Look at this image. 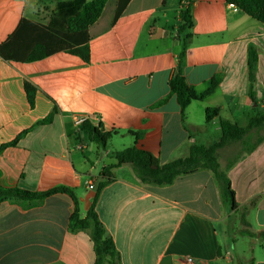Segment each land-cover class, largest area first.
<instances>
[{
    "label": "crops",
    "instance_id": "crops-1",
    "mask_svg": "<svg viewBox=\"0 0 264 264\" xmlns=\"http://www.w3.org/2000/svg\"><path fill=\"white\" fill-rule=\"evenodd\" d=\"M60 1L69 0H54L49 10L36 6L37 0H0V45L24 19L47 24ZM186 4L130 0L117 15L115 0H110L89 43V62L66 52L32 62L0 57V186L33 192L70 188L84 218L101 174L116 162L112 153L136 147L166 164L187 157L194 145L218 142L221 119L247 127L252 117L264 114V23L227 0H191L184 76L199 94L214 78L220 82L209 97L192 101L182 116L168 82L183 50L178 27ZM251 47L258 55L253 95ZM26 80L37 88L33 106ZM55 107L59 111L53 121L38 124ZM207 108L219 109L210 122ZM86 118L115 133L105 151L81 130L80 120ZM237 145L218 153V158L227 156L226 162L219 160L220 169L227 171L237 209L224 200L220 180L208 169L166 185L144 184L131 165L111 169L113 179L95 209L121 264H186V256L198 264H240L243 259L264 264V136L226 170ZM74 210L65 193L41 203L0 202V264H94L90 232L70 229ZM241 216L246 228L233 235L230 221L237 219L238 226Z\"/></svg>",
    "mask_w": 264,
    "mask_h": 264
},
{
    "label": "trees",
    "instance_id": "trees-1",
    "mask_svg": "<svg viewBox=\"0 0 264 264\" xmlns=\"http://www.w3.org/2000/svg\"><path fill=\"white\" fill-rule=\"evenodd\" d=\"M110 0H69L60 1L56 4L55 10L47 24H41L32 20L24 19L18 30L4 44L0 45V57L7 61L32 62L43 59L57 52H66L79 56L84 62H89L91 58L90 41L98 33V26L102 20V15ZM130 0H115V10L117 15L121 14ZM239 10L246 13L255 20L264 23V0H227ZM187 4L182 5L180 10L181 24L178 27V36L183 44V50L179 55L177 67L174 69L168 85L170 96L175 95L181 106L182 116L192 101H200L209 97L217 88L220 79L214 78L210 88L204 93H197L190 86L184 76V63L186 58V43L192 37L191 0H186ZM258 61L257 52L251 47L249 50L248 70L251 83V94L255 83L256 63ZM24 89L29 103L33 106L37 92L36 86L25 81ZM165 100L161 101L163 103ZM55 107L51 114L38 124L51 123L58 113ZM219 115L218 108L206 109V121L210 122ZM264 124V114H257L251 118L247 127H241L236 123L221 119L222 129L221 139L211 146L194 145L190 153L185 158H179L161 164L160 160L148 151L136 147L125 148L112 153L115 163L103 171L102 181L99 183L95 200L88 209L86 216H80V201L76 192L67 187H56L44 192H33L19 188L4 189L0 186V202L27 201L30 203H41L47 197L57 194H68L75 203V210L70 219V229L72 231L88 230L94 245L96 255L94 264H121L120 254L117 251L112 237L108 234L104 225L100 221L95 206L103 188L112 181L111 169L122 165H131L144 184L166 185L182 175L193 174L200 169L212 171L222 184V196L228 201L232 209H237L235 192L232 188L227 171L220 169L218 153L235 142H244L249 132L253 129L261 128ZM81 130L85 132L92 142L104 151L108 142L115 134L113 131L105 129L102 123L94 124L89 118L82 121ZM139 138L140 134L130 133ZM19 138L11 143L2 146L5 148L17 143ZM263 138L254 143H250L239 155L228 162L229 170L244 152H252ZM253 264V263H252Z\"/></svg>",
    "mask_w": 264,
    "mask_h": 264
},
{
    "label": "rangeland",
    "instance_id": "rangeland-1",
    "mask_svg": "<svg viewBox=\"0 0 264 264\" xmlns=\"http://www.w3.org/2000/svg\"><path fill=\"white\" fill-rule=\"evenodd\" d=\"M38 3L36 6H42L44 4L43 7H45L46 9H49L51 10V7L53 6V2L54 0H37ZM46 5V6H45ZM250 133V132H249ZM264 136V124L261 128H257V129H253L252 132L246 137V141H247V145L244 143V142H235V143H239L240 145H237L236 146V150L234 151V155H232V158L228 160L231 161L232 159H234L237 155H239L245 148H248L250 143H254L255 141H257L258 139L260 138H263ZM242 144V145H241ZM121 147H119L118 145H112V149L116 150V149H120ZM227 157V156H226ZM226 157H225V154L222 156V158H219L220 162H226ZM99 166H101V164H99ZM245 217L244 216H241L239 218V225L237 226V219H231L230 221V224L232 226L235 225V233L233 235H239V228L244 229L246 228V226L244 225V222H245ZM240 230V231H241ZM249 241V240H248ZM240 264H251V261H249V259H243L239 262Z\"/></svg>",
    "mask_w": 264,
    "mask_h": 264
},
{
    "label": "built area",
    "instance_id": "built-area-1",
    "mask_svg": "<svg viewBox=\"0 0 264 264\" xmlns=\"http://www.w3.org/2000/svg\"><path fill=\"white\" fill-rule=\"evenodd\" d=\"M233 7H235V8H237L236 6H234L233 4H231ZM80 121H83V120H80ZM88 188L89 189H94V183H92V182H89L88 183ZM185 263L186 264H198L196 261H195V259L193 258V257H191V256H186L185 257Z\"/></svg>",
    "mask_w": 264,
    "mask_h": 264
}]
</instances>
